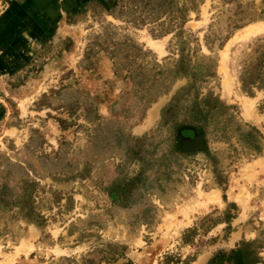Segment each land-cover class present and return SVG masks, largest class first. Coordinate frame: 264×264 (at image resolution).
Segmentation results:
<instances>
[{
    "label": "rangeland",
    "instance_id": "obj_1",
    "mask_svg": "<svg viewBox=\"0 0 264 264\" xmlns=\"http://www.w3.org/2000/svg\"><path fill=\"white\" fill-rule=\"evenodd\" d=\"M240 247L264 264V0H0V264Z\"/></svg>",
    "mask_w": 264,
    "mask_h": 264
},
{
    "label": "trees",
    "instance_id": "obj_2",
    "mask_svg": "<svg viewBox=\"0 0 264 264\" xmlns=\"http://www.w3.org/2000/svg\"><path fill=\"white\" fill-rule=\"evenodd\" d=\"M260 257L245 247L232 250L231 253L220 252L210 259L208 264H256Z\"/></svg>",
    "mask_w": 264,
    "mask_h": 264
},
{
    "label": "bare ground",
    "instance_id": "obj_3",
    "mask_svg": "<svg viewBox=\"0 0 264 264\" xmlns=\"http://www.w3.org/2000/svg\"><path fill=\"white\" fill-rule=\"evenodd\" d=\"M153 114V113H152Z\"/></svg>",
    "mask_w": 264,
    "mask_h": 264
}]
</instances>
